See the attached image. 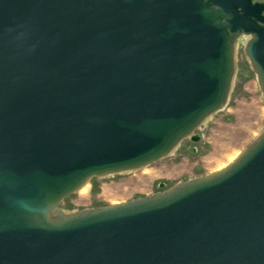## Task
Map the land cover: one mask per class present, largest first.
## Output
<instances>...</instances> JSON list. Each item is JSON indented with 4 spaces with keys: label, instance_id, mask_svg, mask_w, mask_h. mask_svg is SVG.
Segmentation results:
<instances>
[{
    "label": "water",
    "instance_id": "95a60500",
    "mask_svg": "<svg viewBox=\"0 0 264 264\" xmlns=\"http://www.w3.org/2000/svg\"><path fill=\"white\" fill-rule=\"evenodd\" d=\"M241 34L264 96V3L0 0V264H264V133L214 175L51 217L199 142Z\"/></svg>",
    "mask_w": 264,
    "mask_h": 264
},
{
    "label": "rangeland",
    "instance_id": "374dc122",
    "mask_svg": "<svg viewBox=\"0 0 264 264\" xmlns=\"http://www.w3.org/2000/svg\"><path fill=\"white\" fill-rule=\"evenodd\" d=\"M250 36L236 41V72L229 103L166 158L131 172L94 177L59 207L69 212L121 205L208 177L234 163L264 133V96L245 54ZM81 190V191H80Z\"/></svg>",
    "mask_w": 264,
    "mask_h": 264
},
{
    "label": "bare ground",
    "instance_id": "6f19581e",
    "mask_svg": "<svg viewBox=\"0 0 264 264\" xmlns=\"http://www.w3.org/2000/svg\"><path fill=\"white\" fill-rule=\"evenodd\" d=\"M243 36H246L244 34H241L239 37H243ZM250 41V40H249ZM248 41V42H249ZM236 48V47H235ZM234 81V76L232 78V83ZM231 89L229 90V95L227 96L226 98V101L225 103L219 107L217 110L215 111H212L210 113H208L202 120L201 122L199 123V125L197 126L198 129H201L203 126H206L208 123H210V121L213 119L214 115L217 114L218 112L222 111L223 109H225L229 103V100H230V96H231ZM192 134H194V131H191V133L188 135V137H190ZM180 142L177 143L175 145V147L167 154V157L168 156H171L177 149L178 147L180 146ZM146 166V165H145ZM144 166L140 167V168H143ZM228 167V166H227ZM140 168H135V169H131V170H127V171H124L123 173H131V172H134V171H137L139 170ZM225 170V169H223ZM221 172V171H219ZM81 191V190H80ZM74 213L76 212H69V211H65V210H62V209H59L58 207H55L53 208V210L51 211V217L54 218V219H62V218H66V217H69L71 215H73Z\"/></svg>",
    "mask_w": 264,
    "mask_h": 264
},
{
    "label": "flooded vegetation",
    "instance_id": "af4514ba",
    "mask_svg": "<svg viewBox=\"0 0 264 264\" xmlns=\"http://www.w3.org/2000/svg\"><path fill=\"white\" fill-rule=\"evenodd\" d=\"M255 1L259 3H264V0H255Z\"/></svg>",
    "mask_w": 264,
    "mask_h": 264
}]
</instances>
